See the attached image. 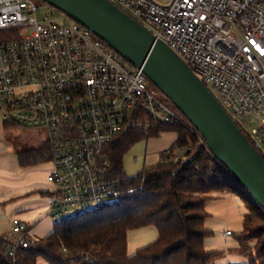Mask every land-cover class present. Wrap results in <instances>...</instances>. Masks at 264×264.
<instances>
[{"label": "built area", "instance_id": "2783aa9c", "mask_svg": "<svg viewBox=\"0 0 264 264\" xmlns=\"http://www.w3.org/2000/svg\"><path fill=\"white\" fill-rule=\"evenodd\" d=\"M110 1L187 63L264 156V0ZM51 6L0 0V103L13 112L3 118L40 129L50 144L52 223L132 192L107 177L104 147L121 133H148L157 124L180 123L194 133L256 204L140 68ZM162 150L168 153V146ZM11 230L17 237L5 246L13 255L27 246L28 225L13 216Z\"/></svg>", "mask_w": 264, "mask_h": 264}, {"label": "trees", "instance_id": "16d2710c", "mask_svg": "<svg viewBox=\"0 0 264 264\" xmlns=\"http://www.w3.org/2000/svg\"><path fill=\"white\" fill-rule=\"evenodd\" d=\"M2 35L0 32V38ZM18 124L12 118L4 121L6 129ZM168 130L175 133L168 153L161 150L154 164L127 174L123 156L133 143ZM178 150L181 152L175 158ZM103 153L108 161L107 177L119 179L123 187H132V192L113 205L53 224L44 237L27 235V246L18 247L13 255L5 246L10 240L0 235V264H36L38 256L51 264H215L221 251L204 246V238L212 232L205 225V202L211 192L229 191L233 184L194 133L180 123L157 124L148 133L119 134ZM16 156L22 166L47 161L51 157L50 144L44 140L37 146H22ZM241 198L246 201V210L237 238L251 242L252 250L246 262L229 264H264V214L248 196ZM146 225L155 227L156 237L129 253L128 231Z\"/></svg>", "mask_w": 264, "mask_h": 264}, {"label": "water", "instance_id": "95a60500", "mask_svg": "<svg viewBox=\"0 0 264 264\" xmlns=\"http://www.w3.org/2000/svg\"><path fill=\"white\" fill-rule=\"evenodd\" d=\"M88 27L146 77L264 210V158L187 63L110 0H43Z\"/></svg>", "mask_w": 264, "mask_h": 264}, {"label": "crops", "instance_id": "0c3cea01", "mask_svg": "<svg viewBox=\"0 0 264 264\" xmlns=\"http://www.w3.org/2000/svg\"><path fill=\"white\" fill-rule=\"evenodd\" d=\"M174 138L175 133L173 132L171 142ZM0 147H4L0 151V201L4 202V204H0V235L10 241L16 239L17 235L11 230V219L13 216H18L26 221L28 235L32 237L48 235L54 226L48 214L51 184L46 180V177L45 180L36 178L33 174V166L35 164L22 166L18 163L16 151L6 152L3 143L0 144ZM160 151L157 153L156 161L160 159ZM239 196L240 194H235L232 189L224 193L221 191L212 192L210 193V198L205 202V208L208 212L205 225L212 232L204 238V246L207 249L221 251L214 259L215 264L246 262L251 253L252 243L241 242L237 238V234H234L233 230L230 229L229 219L223 214V210H227L235 202L238 205ZM212 199L216 200L210 204ZM217 212L223 213L218 215ZM146 226H143L140 230L146 229ZM226 230H230L231 233L226 234ZM36 264L51 263L42 256H38Z\"/></svg>", "mask_w": 264, "mask_h": 264}, {"label": "rangeland", "instance_id": "374dc122", "mask_svg": "<svg viewBox=\"0 0 264 264\" xmlns=\"http://www.w3.org/2000/svg\"><path fill=\"white\" fill-rule=\"evenodd\" d=\"M53 14H59L61 10L51 6ZM7 108H3L0 103V144L3 143L6 152H15L22 146H37L42 141L46 140L45 135L40 129L27 126L19 123L8 129L4 127L5 118L3 114H12ZM173 131H164L158 136H148L142 138L135 143L125 152L123 156L124 169L127 174H134L143 165H151L157 159V153L159 150L166 148L171 142ZM50 165L49 160L39 162L33 166V174L36 178L45 180L46 171ZM233 188L235 194H240L238 205L232 204L227 210L224 211V215L229 219V227L233 230L234 234H238L242 229V213L246 210V201L241 198L242 195L248 196L244 190L232 179ZM220 192V191H217ZM221 192H227V190H221ZM212 193V192H211ZM248 198H250L248 196ZM216 199H212L210 204ZM251 200V198H250ZM0 204H4L0 201ZM209 206V203H208ZM210 208V207H209ZM218 215H222L221 212H217ZM142 228V227H140ZM135 228L128 232L127 250L133 252L138 246L144 245L152 241L156 236V229L153 225L146 226V229Z\"/></svg>", "mask_w": 264, "mask_h": 264}]
</instances>
